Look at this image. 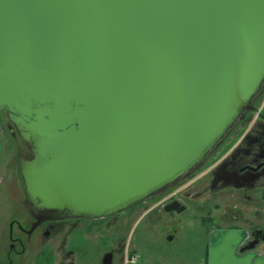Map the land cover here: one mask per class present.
<instances>
[{"label":"water","instance_id":"95a60500","mask_svg":"<svg viewBox=\"0 0 264 264\" xmlns=\"http://www.w3.org/2000/svg\"><path fill=\"white\" fill-rule=\"evenodd\" d=\"M263 85L264 0H0V110L31 148L27 202L53 219L170 187Z\"/></svg>","mask_w":264,"mask_h":264},{"label":"flooded vegetation","instance_id":"af4514ba","mask_svg":"<svg viewBox=\"0 0 264 264\" xmlns=\"http://www.w3.org/2000/svg\"><path fill=\"white\" fill-rule=\"evenodd\" d=\"M203 167L204 174L195 177ZM163 196L164 209L172 216H181L191 203L200 202L210 239L225 234L238 243H234L238 254L264 248V85L194 169L149 199ZM171 205L175 210L168 211ZM133 208L98 219H53L52 212L31 207L11 224L5 264H37L43 257L46 264H104L109 254L111 264H122L116 259L123 250L112 248V231ZM175 237L166 238L174 242Z\"/></svg>","mask_w":264,"mask_h":264},{"label":"rangeland","instance_id":"374dc122","mask_svg":"<svg viewBox=\"0 0 264 264\" xmlns=\"http://www.w3.org/2000/svg\"><path fill=\"white\" fill-rule=\"evenodd\" d=\"M12 129L16 135H13ZM0 136L4 148L0 181L5 186H11L9 190L11 195H7L5 199L15 202L13 208L17 214L12 219L14 221L23 218L21 214L24 209L26 212L32 207L26 200L25 185L19 168L20 159H31L32 152L9 120L6 109L0 110ZM201 174H204V167L195 177H200ZM193 184L189 186L191 191L196 189ZM4 192L9 193L8 189ZM18 199L25 200L23 211L20 204H17ZM165 200L164 196L149 199L129 210L113 228L112 248L116 249L120 246L123 250L116 261L120 260L119 263L126 264L127 258L136 256L138 264H208L210 260L208 248L211 239L203 227L204 219L200 215L202 211H199L201 203L193 202L181 216H172L164 209ZM4 202L5 200H0V209L1 206H5ZM3 221L4 219L0 217V222ZM13 221L10 222V227ZM168 235L176 236V240L169 242L166 238ZM222 236L228 239L225 234ZM9 242L8 236L0 237L1 247L3 244L8 245ZM0 258V264H5L6 261ZM40 264H46L44 257Z\"/></svg>","mask_w":264,"mask_h":264},{"label":"crops","instance_id":"0c3cea01","mask_svg":"<svg viewBox=\"0 0 264 264\" xmlns=\"http://www.w3.org/2000/svg\"><path fill=\"white\" fill-rule=\"evenodd\" d=\"M3 156H4V148L2 139L0 136V174L3 169ZM8 189L11 190V186H5V184H2L0 181V200H5L4 204L5 206H1L0 209V217L4 219L3 222H0V237L8 236L9 240V228H10V222H12L14 219V216L17 214V212L13 208V201H10L8 198L5 199V197L11 193H5L4 190ZM2 194V195H1ZM6 194V195H5ZM3 200H2V198ZM19 198V197H18ZM19 200V199H18ZM24 199H20L17 203L21 206V211H23V204ZM15 211V212H14ZM25 211V209H24ZM224 238V239H223ZM226 237L223 236H217L216 239H212L210 246L208 248V256L210 257V260L208 261V264H264V249H258L255 251H251L250 253L246 254H238L237 252V245L234 243L236 242H230L229 239H225ZM236 244H238L236 242ZM9 245V244H8ZM8 245L3 244L2 247L0 246V257H2L5 261L7 260V254H8ZM3 254V256H1ZM1 261V258H0ZM37 264H40V262H37Z\"/></svg>","mask_w":264,"mask_h":264},{"label":"built area","instance_id":"2783aa9c","mask_svg":"<svg viewBox=\"0 0 264 264\" xmlns=\"http://www.w3.org/2000/svg\"><path fill=\"white\" fill-rule=\"evenodd\" d=\"M138 260L136 258V256H132L131 259H126V264H137Z\"/></svg>","mask_w":264,"mask_h":264}]
</instances>
